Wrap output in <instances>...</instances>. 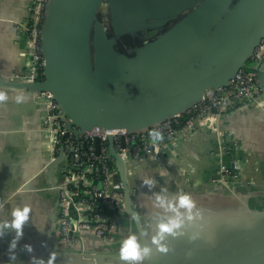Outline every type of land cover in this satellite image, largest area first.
Returning <instances> with one entry per match:
<instances>
[{"label":"crops","instance_id":"0c3cea01","mask_svg":"<svg viewBox=\"0 0 264 264\" xmlns=\"http://www.w3.org/2000/svg\"><path fill=\"white\" fill-rule=\"evenodd\" d=\"M202 1L160 0L174 13L166 22L156 17L132 19L125 15L117 25L112 0H104L92 30V46L94 48L99 31L100 38L105 37L130 60L136 61L138 51L147 43L148 34L142 31L165 32ZM240 1L233 0L225 15L231 14ZM32 2L0 0V77L16 79V75L27 71L25 39L19 26L27 19ZM261 2L251 0L248 10L257 12L262 7ZM122 34H128V41L116 42L115 38ZM134 35H139L140 40ZM139 63L136 61L131 67L139 70L142 68ZM259 79L264 88V65ZM112 90L114 94L118 92ZM0 92L7 97L0 99V223L11 221L14 209L30 208L23 236L13 249L16 260L12 264H33V256L47 262L53 253L52 264H129L120 256L82 258L75 254L77 249L69 250L63 243L50 248L59 214L58 192L50 186L61 176L58 164L54 172L47 164L50 147L43 132L42 98L28 89L1 84ZM18 96H23L20 102ZM219 127L226 134L224 146L236 147L229 153L222 152L216 131L201 127L186 138L162 141L159 158L135 162L138 165L131 175L135 201L148 244L156 252L155 258H147L143 264H264V100L263 108L224 113ZM235 161L241 168L242 179L228 187L221 179V167L223 164L232 166ZM145 179H153L155 183L150 186L144 183ZM252 179L257 182L245 186V182ZM182 194L191 196L197 206L194 213L199 210L203 218L189 221L188 213L181 209L184 235L169 234L161 241L168 245L169 251H161L152 239L158 236L161 221L177 215L167 203L177 201ZM162 200L165 203L162 204ZM120 227L124 239L135 235L141 242L134 223L123 220ZM196 232L200 236L191 240L189 237ZM14 235L15 230L9 229L0 237V264H10L9 243ZM26 244L32 245V252H28ZM99 248L106 250L108 246Z\"/></svg>","mask_w":264,"mask_h":264},{"label":"water","instance_id":"95a60500","mask_svg":"<svg viewBox=\"0 0 264 264\" xmlns=\"http://www.w3.org/2000/svg\"><path fill=\"white\" fill-rule=\"evenodd\" d=\"M103 1L51 0L42 37L47 59L45 80L37 83L0 77V84L36 94L50 91L83 130L95 125L143 128L183 111L200 100L208 88L227 84L251 60L264 38V0L257 12L248 10L251 0H241L229 15L225 13L233 0H203L172 28L146 40V46L138 51L136 61L142 68L137 70L131 67L136 61L104 36L100 38L99 31L92 46V30ZM112 3L117 25L125 15L132 19L161 18L160 22L174 15L160 0ZM127 35L115 41H128ZM134 38L140 40L139 35ZM112 89L118 92L114 94ZM109 141L127 212L141 243L148 244L129 175L137 163H126L115 151L113 136ZM96 143L98 146V138ZM62 158L51 164V172ZM54 237L51 249L57 243ZM155 257L153 250L150 258Z\"/></svg>","mask_w":264,"mask_h":264},{"label":"built area","instance_id":"2783aa9c","mask_svg":"<svg viewBox=\"0 0 264 264\" xmlns=\"http://www.w3.org/2000/svg\"><path fill=\"white\" fill-rule=\"evenodd\" d=\"M50 1L33 0L27 19L19 26L28 61L26 73L15 77L25 82L45 80L47 59L42 50V37ZM250 61L252 65L241 68L227 84L208 88L200 100L183 111L143 128L95 125L83 130L50 91L38 93L44 109L43 132L50 147L48 168L63 157L58 163L61 178L50 186L59 196V214L53 232L57 243H63L69 250L77 249L75 254L82 258L120 256L124 241L119 231L120 223L129 220L133 225V220L125 205L116 159L110 154V136H113L115 151L130 165L142 159L159 158L162 141L186 138L201 127L217 132L224 154L235 149L224 146L226 134L219 127V119L224 113L263 108L264 88L259 71L264 65V38L254 49ZM153 129L163 134L155 143L150 135ZM137 165L131 166L130 176ZM220 173L228 187L241 182L242 171L237 161L232 166L223 164ZM255 182L248 180L245 186ZM133 193L135 196L134 189ZM101 246L108 248L101 250Z\"/></svg>","mask_w":264,"mask_h":264},{"label":"clouds","instance_id":"9594fccd","mask_svg":"<svg viewBox=\"0 0 264 264\" xmlns=\"http://www.w3.org/2000/svg\"><path fill=\"white\" fill-rule=\"evenodd\" d=\"M7 97L4 93L0 92V99H6ZM23 99V96H18L17 101L20 102ZM150 135L153 138V143L156 140L162 139L163 134L155 129L150 131ZM144 183L148 185H152L155 183L153 179H145ZM161 203H165L163 200ZM167 207L172 211L176 212V216L169 217L166 221H161L158 224L159 234L158 236L153 237L152 243L156 244L161 251L167 252L169 251V247L166 243H161L167 239V236L170 234L172 236H182L184 232L182 231V226L185 224V221L181 219L183 213L181 209L185 210L188 213L187 219L189 221H195L196 217L203 218L202 213L197 210L194 213V209H196V202L191 198L189 194H182L178 197V200L175 202H168ZM30 208L25 206L23 208L14 209L12 216L13 219L11 221H3L0 223V237L5 235L6 230H15V235L9 243V256H10V264L16 260V253L13 251L17 247L18 241L23 236V227L25 221L29 219ZM200 236L199 232L194 233L189 238L191 240H195ZM28 252H32V245L26 244ZM152 246L150 244H142L137 236L131 235L124 239L120 246V258L124 261L129 262V264H143V261L152 256ZM55 253L48 259L46 262L42 257H32L33 264H52L54 260Z\"/></svg>","mask_w":264,"mask_h":264},{"label":"flooded vegetation","instance_id":"af4514ba","mask_svg":"<svg viewBox=\"0 0 264 264\" xmlns=\"http://www.w3.org/2000/svg\"><path fill=\"white\" fill-rule=\"evenodd\" d=\"M142 32H143V33H147V34H148V35H147L148 38H150V37H152V36H155V33H156L153 29H146V30H144V31H142ZM147 36H146V37H147ZM148 38H147V39H148Z\"/></svg>","mask_w":264,"mask_h":264},{"label":"rangeland","instance_id":"374dc122","mask_svg":"<svg viewBox=\"0 0 264 264\" xmlns=\"http://www.w3.org/2000/svg\"><path fill=\"white\" fill-rule=\"evenodd\" d=\"M102 10V9H101ZM100 10V11H101ZM103 13V12H102ZM246 65H252V62L249 60L247 63H246ZM254 180V179H253ZM256 181V180H255ZM257 182V181H256Z\"/></svg>","mask_w":264,"mask_h":264}]
</instances>
